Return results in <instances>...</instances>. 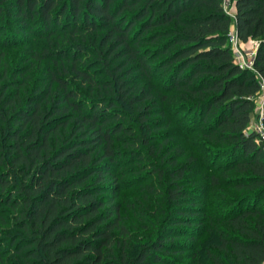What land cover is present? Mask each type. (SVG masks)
<instances>
[{"label": "trees", "instance_id": "obj_1", "mask_svg": "<svg viewBox=\"0 0 264 264\" xmlns=\"http://www.w3.org/2000/svg\"><path fill=\"white\" fill-rule=\"evenodd\" d=\"M227 2L0 0V22L4 12L15 20L4 29L7 37L0 27V49L20 46L14 30L65 42L50 41L33 53L38 62L60 64L59 71L46 67L48 81L1 85L7 78L1 73L0 264H171L169 253H180L175 234L193 229L216 240L217 251L204 256L211 264H264V140L251 126L264 91V0H230L234 16ZM233 26L243 43L258 42L253 69L235 61ZM98 34V48L87 43ZM93 48L99 73L81 62ZM176 97L180 106H164ZM184 111L194 139L207 145L178 163L183 152L160 133L168 123L151 118L176 123ZM164 146L169 169L153 160ZM193 161L194 175L213 184H222L217 170L240 174L225 183L238 195L227 196L208 225L204 207L186 205ZM128 164L158 178L157 186L144 187L143 202L176 208L160 235L136 250L119 201L132 182L122 178Z\"/></svg>", "mask_w": 264, "mask_h": 264}, {"label": "rangeland", "instance_id": "obj_2", "mask_svg": "<svg viewBox=\"0 0 264 264\" xmlns=\"http://www.w3.org/2000/svg\"><path fill=\"white\" fill-rule=\"evenodd\" d=\"M1 15L4 16V18L3 21L0 22V27H2L1 30H4L7 29V25H10V21L14 22L15 20H13L14 18L9 19L7 12H4ZM8 29L10 31L14 30L13 26H8ZM13 32L14 33L12 35H16L18 37V40H21V42H18L20 46L16 47L15 49H0V77L1 73L4 72L7 75V78L3 82H1V85L6 83V80L8 79L21 80L23 78L27 81L40 84L45 81H48V73L46 67L54 69L59 66L60 69V64L54 65L53 63H50L48 61L47 65V61L44 59L38 62L34 58L33 53H41V51L43 50L41 48L43 46L46 47V45H50V41H53L55 43L59 41V43L61 44L65 43L64 39H62L64 37H61V39L52 37L51 40L48 41L44 39L34 40V35L27 36L25 33L23 34L15 30ZM7 35V30H4L2 32V37H7ZM99 40L100 34H98V36L90 35L87 38V43L98 48ZM24 43L27 44L24 45ZM257 46L258 44L255 40H252L248 43H242V46L240 47V50L242 52V56L240 57L241 60L245 59L247 62H250L251 58H249V55H253V53L255 54L257 52ZM91 52L92 55L83 57L81 62L84 61L86 62V64H90L91 69L94 71L96 70L99 73L101 72L102 67L100 63L97 62V51L93 48ZM25 68H29V70H26L27 72H25L23 75L17 76L16 78L14 77V75L18 71H22ZM59 69L57 68V71H59ZM83 91L85 94L88 93L86 89H84ZM172 100L174 101L173 104L170 105L168 103H165L164 106L170 109L175 105L180 106V104L182 103L180 97H176ZM256 103L257 107L251 124L252 128L256 127V125L260 123V115L263 111L264 91L257 97ZM185 114L187 113L184 111L182 114L176 117L177 122H179L181 125H179L177 122L176 124L175 121L174 123H171L170 121H168L169 118H166L165 116L155 115L153 118H151L153 120L159 119L165 124L168 123V126L162 129L160 133H163L169 137L170 146H173L176 150L179 149L183 152L182 156L179 157L177 160L178 163H182L184 160L190 161V157L191 159H194V155L198 152H204L205 145H207L204 139H194V124L191 121H187V118L183 117ZM152 143H154L155 145V143L157 144L159 142L154 141ZM161 148L162 152H160V158L153 157V160L154 162H157L158 164L162 165L164 169H169L170 163L168 162L167 158H163V155H165L166 153V146ZM172 155L175 154L173 153ZM146 158L150 159L149 155L146 154ZM142 163H144V161H142ZM188 170L189 173L184 183L189 189V200L186 205L192 204L194 203V201H196L200 206L204 207L207 210V215L203 219L205 220L206 224L208 225L212 221L216 222L214 219H212V216H217L221 213V211L223 210V204L226 203L225 198L229 195H238V192L234 188L227 187L225 183L227 179H233L234 177L240 174H238V172L235 170H229L227 172L217 170L213 172V176L216 179H219L222 184H213L211 180L207 177V179H205L202 178L201 175H194V161L191 162ZM122 173V178L125 180L128 179L127 181H125V183H129V181H132L129 183L130 185L128 184L123 189H121L119 194V201L122 205V216L125 219V223L131 233L130 242L136 250V248L141 243L151 241L160 235V229L167 222V212L171 210H176V208L173 205L171 206L165 204V202L162 200L157 202L160 203L159 208L154 204L149 206L148 202H143L142 198L146 194V191L143 190L144 187L155 184L157 186L158 184V178L157 176L152 174L151 170L147 171L145 169H141L140 164L139 166H135V164H128L127 166H124V170ZM203 173L204 175H208V177L209 175H212L210 174L211 171L208 172L205 169L202 170V174ZM167 179L169 181L168 177H166V180ZM194 179L196 180V184L194 183ZM200 185H206L207 190H205L204 193L196 192L197 189H200ZM149 197L151 199H155L157 196L155 193H153V195H150ZM219 226L222 227V224L219 223ZM167 233L168 232H166L165 235L171 234ZM195 233L196 234H194L193 229L192 231L180 230V232L175 234L176 238H173V241L176 242V244L178 245L176 248L179 249L180 253H169L168 257L170 259L171 264H194V254H197V256L199 257V261H201L203 264H211V262L207 261L204 256L208 250H213L214 252L217 251V249L215 248L217 244L216 240L213 239L212 235H209L208 232L201 233L200 230L196 229Z\"/></svg>", "mask_w": 264, "mask_h": 264}, {"label": "built area", "instance_id": "obj_3", "mask_svg": "<svg viewBox=\"0 0 264 264\" xmlns=\"http://www.w3.org/2000/svg\"><path fill=\"white\" fill-rule=\"evenodd\" d=\"M225 8L228 14L234 16L235 11L233 10L234 7H233V4H231L230 0H228V2L226 3ZM229 43L232 47L236 63L242 68H249V69L252 68L253 69V61H254V58H255L254 56L256 53L255 54L253 53V55H249V58H251L250 62H247L245 59L241 60L240 57L242 56V52L240 50V47L242 46L243 42L238 38V34H237L235 27L231 29V32L229 34ZM262 115H263V111L260 115V123H258L256 127L252 129L258 132L260 136L262 137V139L264 140V125L262 122Z\"/></svg>", "mask_w": 264, "mask_h": 264}]
</instances>
